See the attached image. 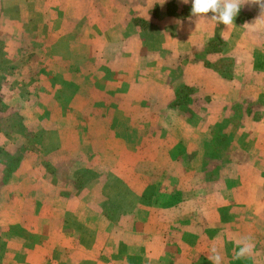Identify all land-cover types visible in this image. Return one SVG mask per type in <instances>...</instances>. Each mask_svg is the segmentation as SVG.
Wrapping results in <instances>:
<instances>
[{
  "label": "crops",
  "instance_id": "1",
  "mask_svg": "<svg viewBox=\"0 0 264 264\" xmlns=\"http://www.w3.org/2000/svg\"><path fill=\"white\" fill-rule=\"evenodd\" d=\"M1 6L5 12L15 7V16L13 13L14 17L7 19L20 23L19 37L13 43H39L40 24L34 25L39 21L49 24L58 20L64 34L81 26L73 41L84 47L72 74L82 77L87 98L96 91L95 100L81 97L85 101L81 105L87 108L89 102H95L104 107L107 94L111 110L77 115L63 109L56 115L52 79L34 83L32 96L23 99L22 106L33 108L30 118L24 116L33 124L35 134L27 136L26 143L31 147L24 149L23 136L14 144L0 133V148L15 159L6 180L2 177L5 163L0 164V241L4 243L0 264H36L26 257L40 251L45 227L65 235L59 251L70 255L72 251H96L101 247L97 236L106 233L105 202L113 209L123 202L120 208L130 214L133 208L129 203L139 207L145 203L138 200L142 196L137 192L154 187L149 193L161 199L167 196L165 177L155 178L151 172L166 171L180 156L186 160L189 154L201 155L210 138L207 130L200 133L203 125H187L180 109L171 107L180 87L194 88V97L202 100L205 126L227 121L229 108L245 99H261L264 105V16L260 17L258 7L242 6L234 22L226 26L212 20L211 12L192 16L191 0L187 4L182 0H0ZM28 23L37 30L31 39L25 38L24 25ZM9 34H15L13 29ZM219 59L239 63L232 77L208 66L207 62ZM196 117L199 120V114ZM248 121H243L245 134L249 124V128L256 124ZM36 124L46 126L48 132L41 134L40 126L39 133L35 132ZM54 135L59 143L47 144ZM36 136L43 143H35ZM56 146H69L67 151L72 150L74 156L72 163L54 168L58 175L44 165ZM102 168L113 171L110 184L95 181L94 189L87 180L76 182L84 171ZM141 168L146 179L136 184L131 174ZM121 193L125 196L120 197ZM148 216L152 218V214ZM89 235L96 237L90 246Z\"/></svg>",
  "mask_w": 264,
  "mask_h": 264
},
{
  "label": "rangeland",
  "instance_id": "2",
  "mask_svg": "<svg viewBox=\"0 0 264 264\" xmlns=\"http://www.w3.org/2000/svg\"><path fill=\"white\" fill-rule=\"evenodd\" d=\"M14 9L12 7L5 12L0 7L1 14L3 12V17H0V133L13 139L14 144L19 143V138L23 136L24 149L31 147V144L26 143L27 138L34 133L33 124L26 121L24 116L30 118L33 108L22 107L25 103L23 99L32 96L34 83L41 79L51 78L55 84V95L52 94V98L57 101L56 115L58 111L61 114L63 109L77 115H81V112L97 113L99 110L110 112L107 94H104L105 108L102 105L97 107L95 102L96 106L89 102L87 108L81 105L85 102L81 97L94 100L96 97V91L93 90V96L87 98L81 87L82 77L79 79L78 75L72 74L75 66L81 62L79 52L84 47L73 41L81 26H73L69 34H64L58 26V20L49 24L45 23L46 20L44 23L39 21L34 24H40L39 43H13L11 41L19 37L17 32L20 23L7 19L15 16ZM24 27L25 38L35 37L37 30L32 23ZM12 29L15 34L11 35L9 33ZM207 64L217 71L225 72V76L232 77L239 63L219 59ZM41 68L51 73L47 75L46 71L38 70ZM59 71L62 73L57 75ZM16 84L19 86L16 87ZM88 90L90 93V88ZM194 91V88L188 86L177 89L171 107L180 109L187 118V125H203L200 133L207 130L210 138L200 150L201 155L189 154L186 160L180 156L173 166L167 165L166 171L151 172L155 178L165 177L167 196L162 195L161 199L160 195L149 193V190H156L154 187L145 189V193L137 192V195L142 196L138 200H145V203L140 207L129 203L133 208L130 214L120 208L123 202L115 209L105 202L103 226L106 233L97 236L101 238V247L96 251L88 250L85 254L72 251L70 255L67 251H59L57 248L63 245L65 235L62 232L53 233V229L45 227L42 229L45 232L41 235L40 251L29 252L26 260H34L36 264H211L207 255L215 245L223 258V264H264L263 101L245 99L229 108L231 117L227 121L205 126L202 124V100L194 97ZM100 97L105 98L102 95ZM198 114L200 121L196 117ZM245 120L256 123L253 128H249L250 124L247 126L248 134H245L246 129L243 128ZM38 126L35 125V132L39 131ZM48 130L46 126H40L39 132L42 134ZM34 141L43 143V139L37 136ZM48 141L47 144L52 146L59 143L55 135ZM69 141L72 143V138ZM65 147L56 146L53 154L47 155L49 163L44 165L49 170L61 163L65 165L74 161L72 150L67 151L69 146ZM187 161L190 162L187 164ZM1 163H5L3 165L6 170L2 177L6 180L14 170L15 159L2 148ZM54 172L58 175L57 169ZM145 173L141 168L135 171L134 176L131 174V179L136 184L140 181L142 183L146 179L143 175ZM125 174L127 179L128 172ZM85 180L93 183L95 189V181L110 184L113 171H84L76 178L78 184ZM124 196L120 194V197ZM160 206L162 212L158 213ZM149 214H152V218H148ZM131 215L134 217L126 218ZM245 236L251 238L252 254L239 260L234 259L238 251L236 241ZM91 237L88 236L89 246L96 238ZM3 247L4 243L0 241V254ZM84 255L86 259H83Z\"/></svg>",
  "mask_w": 264,
  "mask_h": 264
},
{
  "label": "clouds",
  "instance_id": "3",
  "mask_svg": "<svg viewBox=\"0 0 264 264\" xmlns=\"http://www.w3.org/2000/svg\"><path fill=\"white\" fill-rule=\"evenodd\" d=\"M183 3H189V0H182ZM258 7L260 17L264 16V0H191V15L194 17L208 14L216 23H222L226 26L234 22V18L240 12L242 6ZM238 251H236L234 259H242L252 254L253 244L250 237H242L236 241ZM207 259L211 264H223V258L217 247L213 245L207 255Z\"/></svg>",
  "mask_w": 264,
  "mask_h": 264
}]
</instances>
